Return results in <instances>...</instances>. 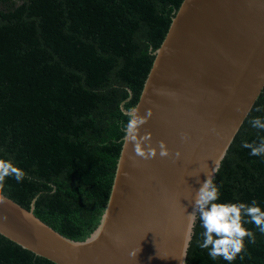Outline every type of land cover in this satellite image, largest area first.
Listing matches in <instances>:
<instances>
[{
  "label": "trees",
  "instance_id": "16d2710c",
  "mask_svg": "<svg viewBox=\"0 0 264 264\" xmlns=\"http://www.w3.org/2000/svg\"><path fill=\"white\" fill-rule=\"evenodd\" d=\"M183 0H0V158L25 172L5 195L62 236L84 241L97 228L113 184L128 117ZM132 95L128 98L127 89ZM261 111H256V108ZM264 88L213 178L217 202L253 199L264 210V157L241 146L264 138ZM233 264H264V235ZM199 215L185 264L212 260ZM0 264H55L0 234Z\"/></svg>",
  "mask_w": 264,
  "mask_h": 264
},
{
  "label": "water",
  "instance_id": "95a60500",
  "mask_svg": "<svg viewBox=\"0 0 264 264\" xmlns=\"http://www.w3.org/2000/svg\"><path fill=\"white\" fill-rule=\"evenodd\" d=\"M263 88L264 0H183L135 106L151 110L140 134L151 133L156 158L136 156L123 138L100 223L84 241L38 219L35 199L27 210L7 198L0 234L55 264H185L195 190L215 177Z\"/></svg>",
  "mask_w": 264,
  "mask_h": 264
},
{
  "label": "clouds",
  "instance_id": "9594fccd",
  "mask_svg": "<svg viewBox=\"0 0 264 264\" xmlns=\"http://www.w3.org/2000/svg\"><path fill=\"white\" fill-rule=\"evenodd\" d=\"M127 93L130 99L132 95L130 87ZM126 103L128 100L119 105L122 114L128 117L124 128L125 140L133 145V152L136 156L143 160L155 159L157 148L151 145V133L140 134L141 127L151 118V110L148 109L144 115H140L138 107L125 109ZM256 111H261V108H256ZM249 123L251 127L264 131V117H254ZM187 139L188 135L181 133V140L186 141ZM241 146L249 150L250 156L264 157V138H260L258 143L242 141ZM157 147L160 158H167L171 155L164 141H157ZM179 156L180 153L176 152L175 158L178 159ZM25 175V172L15 166L11 159L0 158V205L8 202L5 195L6 178H13L20 183ZM197 183L201 182L197 180ZM219 199V187L214 183L212 175L206 174V179L199 189L195 190V197L191 203L192 212L188 214V219L194 225L197 214L199 215L204 231L201 233L202 242H199L198 246L201 249H207V254L212 260L222 258L227 264H233L238 257L243 260L247 254L245 239L250 244L256 243L255 232L244 225L252 224L260 234L264 235V210L256 199L248 203L217 202ZM139 252L133 251L129 255L135 259Z\"/></svg>",
  "mask_w": 264,
  "mask_h": 264
}]
</instances>
